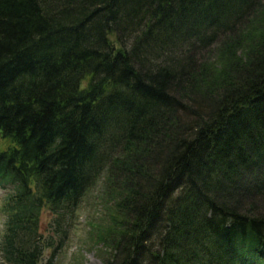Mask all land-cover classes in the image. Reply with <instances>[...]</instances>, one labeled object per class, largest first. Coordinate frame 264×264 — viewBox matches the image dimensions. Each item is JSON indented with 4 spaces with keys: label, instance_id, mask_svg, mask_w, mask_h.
Instances as JSON below:
<instances>
[{
    "label": "trees",
    "instance_id": "1",
    "mask_svg": "<svg viewBox=\"0 0 264 264\" xmlns=\"http://www.w3.org/2000/svg\"><path fill=\"white\" fill-rule=\"evenodd\" d=\"M97 182L104 264H264V0H0L1 264Z\"/></svg>",
    "mask_w": 264,
    "mask_h": 264
},
{
    "label": "rangeland",
    "instance_id": "2",
    "mask_svg": "<svg viewBox=\"0 0 264 264\" xmlns=\"http://www.w3.org/2000/svg\"><path fill=\"white\" fill-rule=\"evenodd\" d=\"M10 191V189L0 188V235L2 234L3 221L5 219L1 210L2 203ZM102 191L101 182H97L86 192L78 209L71 217L68 237L63 243H60L59 238H55V244L58 246L59 243L60 246L55 253L52 248H48L45 251L43 264L51 257V264H104L102 258L104 247L101 242L95 240L96 233L93 234L94 226L92 227L90 224L91 222L104 223L108 220L105 208L106 201H104ZM257 203L264 204L262 201ZM52 220L53 214L48 208H45L41 214V232L45 236H48L51 232L50 223Z\"/></svg>",
    "mask_w": 264,
    "mask_h": 264
}]
</instances>
